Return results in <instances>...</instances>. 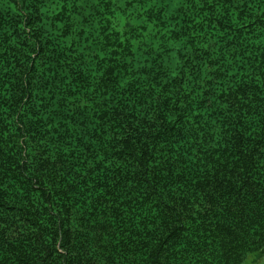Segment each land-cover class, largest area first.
Masks as SVG:
<instances>
[{"label":"trees","instance_id":"16d2710c","mask_svg":"<svg viewBox=\"0 0 264 264\" xmlns=\"http://www.w3.org/2000/svg\"><path fill=\"white\" fill-rule=\"evenodd\" d=\"M262 250L264 0H0V264Z\"/></svg>","mask_w":264,"mask_h":264},{"label":"rangeland","instance_id":"374dc122","mask_svg":"<svg viewBox=\"0 0 264 264\" xmlns=\"http://www.w3.org/2000/svg\"><path fill=\"white\" fill-rule=\"evenodd\" d=\"M242 264H264V250L251 254Z\"/></svg>","mask_w":264,"mask_h":264}]
</instances>
